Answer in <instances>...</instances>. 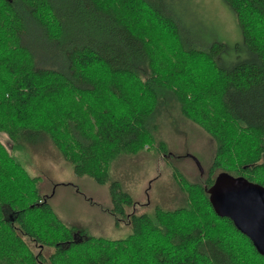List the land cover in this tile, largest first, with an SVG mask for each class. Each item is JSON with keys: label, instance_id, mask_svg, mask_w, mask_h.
Segmentation results:
<instances>
[{"label": "trees", "instance_id": "16d2710c", "mask_svg": "<svg viewBox=\"0 0 264 264\" xmlns=\"http://www.w3.org/2000/svg\"><path fill=\"white\" fill-rule=\"evenodd\" d=\"M225 1L247 52L227 64L222 42L187 44L159 0H0V132L11 140L0 141V264H264L207 193L219 171L264 186V0ZM161 104L215 150L194 180L172 163L177 205L136 212L109 170L144 147L178 158L155 136ZM40 144L107 186L106 211L129 225L125 236L92 235L56 214L15 154Z\"/></svg>", "mask_w": 264, "mask_h": 264}, {"label": "rangeland", "instance_id": "374dc122", "mask_svg": "<svg viewBox=\"0 0 264 264\" xmlns=\"http://www.w3.org/2000/svg\"><path fill=\"white\" fill-rule=\"evenodd\" d=\"M159 1L177 16L187 44L204 47L212 41L222 42L221 56L226 64L246 57L235 11L225 0ZM154 122L155 136L164 140L178 158L165 161L162 155H155L153 149L144 147L135 154L116 158L109 170L110 177L118 179L136 201L133 208L136 212L149 210L155 204L164 208L177 205L181 190L171 175L172 163L188 179L194 180L206 171L215 150L211 135L184 118L174 105L161 104ZM0 141L10 148L11 140L5 132H0ZM15 154L29 173L40 177L39 191L51 194L49 202L63 221L107 238L123 237L130 231L124 222L116 227L113 216L106 211L110 203L107 186L76 175L51 145L16 149ZM192 156L198 159L201 169Z\"/></svg>", "mask_w": 264, "mask_h": 264}, {"label": "water", "instance_id": "95a60500", "mask_svg": "<svg viewBox=\"0 0 264 264\" xmlns=\"http://www.w3.org/2000/svg\"><path fill=\"white\" fill-rule=\"evenodd\" d=\"M192 157L201 169L198 159ZM207 193L214 211L231 219L264 255V186L244 176L219 171Z\"/></svg>", "mask_w": 264, "mask_h": 264}]
</instances>
